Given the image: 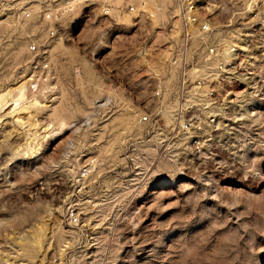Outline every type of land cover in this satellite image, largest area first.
I'll use <instances>...</instances> for the list:
<instances>
[{
	"label": "rangeland",
	"instance_id": "374dc122",
	"mask_svg": "<svg viewBox=\"0 0 264 264\" xmlns=\"http://www.w3.org/2000/svg\"><path fill=\"white\" fill-rule=\"evenodd\" d=\"M66 1L0 0V264H264V35L190 135L175 22ZM211 2L216 24L264 17V0Z\"/></svg>",
	"mask_w": 264,
	"mask_h": 264
},
{
	"label": "built area",
	"instance_id": "2783aa9c",
	"mask_svg": "<svg viewBox=\"0 0 264 264\" xmlns=\"http://www.w3.org/2000/svg\"><path fill=\"white\" fill-rule=\"evenodd\" d=\"M83 0H67L66 6L71 7ZM169 0H140L142 8L147 6V12H160L162 2ZM169 14L175 22L176 34L169 46L168 68L174 75V95L176 107L173 119L179 124L183 133L194 135L202 129L201 122L204 119L199 113H192L193 108H205L216 105L219 100L218 83L229 73H233L240 66L235 60L243 56L253 36L257 35L259 42L264 35V17L250 30H241L228 21L226 23H214L209 13L208 6L214 2L211 0H170ZM134 5L129 9L133 10ZM29 15V12H26ZM50 17V12H46ZM54 34V29H49ZM260 43V42H259ZM36 45L32 44L31 49ZM36 65L48 67L49 60L45 56L40 57ZM159 87V86H158ZM156 94H161V88H156ZM150 113L144 112L139 116L141 121H147ZM206 118L214 120L215 114L209 111ZM69 218L73 222L78 221L77 212L72 208Z\"/></svg>",
	"mask_w": 264,
	"mask_h": 264
},
{
	"label": "crops",
	"instance_id": "0c3cea01",
	"mask_svg": "<svg viewBox=\"0 0 264 264\" xmlns=\"http://www.w3.org/2000/svg\"><path fill=\"white\" fill-rule=\"evenodd\" d=\"M162 7L160 12H165L168 15V18L166 19V22L168 23L169 20H171L170 14H169V4H171V1L169 0L168 2H162Z\"/></svg>",
	"mask_w": 264,
	"mask_h": 264
},
{
	"label": "bare ground",
	"instance_id": "6f19581e",
	"mask_svg": "<svg viewBox=\"0 0 264 264\" xmlns=\"http://www.w3.org/2000/svg\"><path fill=\"white\" fill-rule=\"evenodd\" d=\"M24 88V87H23Z\"/></svg>",
	"mask_w": 264,
	"mask_h": 264
}]
</instances>
